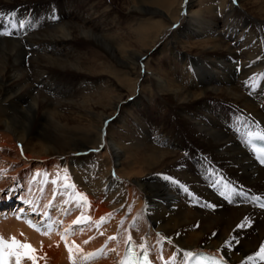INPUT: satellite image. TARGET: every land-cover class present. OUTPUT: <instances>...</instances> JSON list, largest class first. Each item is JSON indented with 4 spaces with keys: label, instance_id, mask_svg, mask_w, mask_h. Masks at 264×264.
<instances>
[{
    "label": "bare ground",
    "instance_id": "obj_1",
    "mask_svg": "<svg viewBox=\"0 0 264 264\" xmlns=\"http://www.w3.org/2000/svg\"><path fill=\"white\" fill-rule=\"evenodd\" d=\"M242 1L264 14V0ZM95 2L79 28L64 18L76 4L71 0L0 5V32L12 33L0 35V157L14 151L10 169L17 170L2 177L15 175L16 187H24L34 205L39 207L28 165L38 162L50 180L86 195L91 207L75 209V218L83 214L96 226L113 215L76 236L69 210L53 217L45 212L41 220L33 217L45 233L53 225L42 235L27 223L38 209L27 207L24 195L14 204L10 193L11 202L0 207V237L31 240L40 248L32 246L37 264H120L129 237L150 251L155 264H187L184 253L200 250L244 264L264 244V208L254 202L264 198V167L247 143L264 133V79L258 81L264 75V15L249 14L236 0H138L141 13L168 18L158 29L131 26L138 35V46L131 47L117 30L120 21L109 22V9ZM101 21L105 26L97 28ZM85 34L112 62L97 51L91 53L97 62L84 60L86 53L73 43L85 42L78 36ZM195 41L202 51H192ZM164 48L173 65L154 70L149 60ZM149 88L162 99L173 122L168 132L177 138L166 141L167 117L152 120L142 108L154 99ZM114 128L118 139L109 133ZM65 230L68 245L80 249L72 259L60 239ZM112 236L117 239L109 241ZM99 250L103 254L88 256Z\"/></svg>",
    "mask_w": 264,
    "mask_h": 264
},
{
    "label": "rangeland",
    "instance_id": "obj_2",
    "mask_svg": "<svg viewBox=\"0 0 264 264\" xmlns=\"http://www.w3.org/2000/svg\"><path fill=\"white\" fill-rule=\"evenodd\" d=\"M6 1L7 0H5V1L0 0V5L6 3ZM65 1L66 0H59V3L64 4ZM71 1L75 2L76 4H75L73 11L71 13L64 15L65 20H72V22H74L77 25V28H79L84 17L88 14V11H90L88 8L89 4L96 1L95 2L96 6L99 7L100 9H104L105 7H106V9H109V12H110L109 19H108L109 22L115 23V22L120 21V23L122 25L120 23H116L117 30H118V28H121L120 31L122 32L126 41L128 43L129 42L131 43V44H129V46H131V47H133V46L137 47L138 46V43L136 42L138 40V35L130 30L131 26L136 28L139 25H142V24L144 25V24L150 23L151 25H153L151 28L158 29V28L164 27V25L167 22V18H168L167 16H165V14L159 15L158 13H151V12L150 13H141L139 11L140 3H138V0H86V1L85 0H71ZM227 1H229V0H227ZM258 2H259V0H258ZM15 4H16V2H15ZM49 4L50 3H47V4H45V6H47ZM236 4H241L244 8H246V11H248L249 14H251L253 16L260 17V16L264 15V14H262V15L259 14V12H258L259 10L255 6L251 7V8H247L246 6H244L242 0H236ZM88 26L90 29L96 28L95 27L96 25H93V24H89ZM99 26L104 27L105 22L101 21V24L100 25L98 24L97 28H99ZM21 29H22V27H21ZM85 29H87V28H85ZM78 36H79V39L82 38L83 40H85V42L79 40L78 42H74L73 45L77 46L76 47L77 50H79L81 48L80 51H82L83 53H86V55H84V60L97 62L98 58H94L91 56L92 51H97V52H99L98 55L100 57H102V58L104 57L106 62L108 61L107 63L112 62L111 58L106 56L105 52L102 49H100L99 46H96V44L91 40V37L89 35L85 34V37H83V35H78ZM80 43H81V45H80ZM192 45H194V47L192 48V51L194 53H197V52H200L203 50V49H200L201 45H199L198 41H195L194 44H192ZM166 49H167V47H166ZM162 50L163 51L161 53L160 52L156 53V56L151 57L148 64L154 70H158V68L160 66V68H163V70H165V71L169 70L170 71L171 66L173 65L175 58L172 57V54L170 53L169 50H165V48ZM95 59H97V60H95ZM146 61L147 60L145 59V60H143V62H141V65L143 67L145 66ZM119 69H120V71H123V68H119ZM106 79H108V78L105 77V80ZM263 79H264V75H259V78H258L259 83H262ZM151 89L149 88L148 92L150 91V93L154 97L153 101L151 102L152 104L147 101V105L143 106L142 108H145V107L148 108L146 110V113L148 112L147 115H148V117H151L152 120L156 119V120L160 121L162 119V117H167L166 122H164L166 124L165 125L166 130H165L163 135H165L166 141L177 138V136H173L171 133L168 132L169 129L173 126L172 119L170 117H168V114L163 112L162 106L160 105V103H162V99L158 96V94H156V92L154 91L153 88H151ZM141 106L142 105H140V107ZM146 113H144V115ZM145 117H146V115H145ZM168 119L170 121H168ZM113 130L114 131H110L109 133L114 138L118 139V137H120L121 134L118 133L116 128H114ZM134 130H136V132H137L136 128L133 129V131ZM256 131H262V130L257 129ZM114 132H116V133H114ZM170 137H171V139H170ZM162 143H165V142H162ZM13 158H14V151H11V150H9L6 154H4L3 157H0V182L2 185V190L0 191V207H3L2 203L5 201V199L9 200V198H6V196H8V194L10 192H11V194H14L13 197H14V201H15V197L17 196V194H15V193L16 192L18 193L20 191L18 193V195L22 196L24 194L23 193L21 194V191L26 190L24 187L22 189L21 188L18 189V187H16V185L18 184V181L14 182L12 180V177H15V175H10L6 178L2 177V175L10 174L11 172H14L15 170H17V169H15L16 168L15 166L12 169H10L11 168L10 162H11V160H13ZM200 160L202 161V158H200ZM23 165H24L23 163L22 164L20 163L19 166H23ZM28 166L30 169L33 170V172L31 171V174H32L31 184L33 187L32 188V194L35 197V199L38 201L39 207L34 205L28 196L24 195L26 197L25 201L27 203V207H29V206L36 207L38 209V211L40 212L39 214H41V215H42V213H45V212L50 213L52 215L53 213H55V211H57V213L60 214L63 210H65V212H66V210H69L71 212L69 215L74 217L71 220L73 222L76 221L77 218H75V217H77V215L75 214L74 210L78 209V211H80L83 208V206L86 204L81 203L79 206L78 205L73 206V204H75V202H76V192L74 191V188L73 187H68V189L62 188V185L65 183L59 182L58 180H57L58 181L57 183L53 184L52 180H50V178L48 177V173L42 169L40 163H38V162L30 163ZM17 168H19V167H17ZM218 175L223 178V176H221L220 173H218L217 176ZM5 179H7L6 181L8 183L5 182ZM21 181L24 182V179H22ZM11 182H14L15 184L13 183L11 186ZM223 182H226V183H228V185H230V183L225 181L224 178H223ZM67 184L71 185V183H67ZM12 187H13V189H12ZM49 190L52 191L50 196H49V194H50ZM45 196H49V197L46 199ZM54 196H55V198H54ZM19 197L17 200L18 201L22 200ZM19 202H17V203H19ZM233 206H237V205L233 204ZM34 217H36V216H34ZM52 217H53V215H52ZM62 219H65V217H62ZM89 225H92V227L97 228L96 226H94V222L91 220V222L88 224L74 225L72 227V230L74 231L73 234L76 236H77V233L78 234H84L86 231L89 230V228H88ZM100 227H102V226H100ZM60 239H61V237H60ZM120 239H122V238H120ZM26 241H29V243L34 248H37L38 250L40 249L31 240H26ZM60 244H62V243H60ZM26 262H32V261L26 260ZM94 263H95V261L91 262L90 264H94Z\"/></svg>",
    "mask_w": 264,
    "mask_h": 264
},
{
    "label": "snow or ice",
    "instance_id": "obj_3",
    "mask_svg": "<svg viewBox=\"0 0 264 264\" xmlns=\"http://www.w3.org/2000/svg\"><path fill=\"white\" fill-rule=\"evenodd\" d=\"M235 2V0H234ZM18 25L13 24L12 27H16ZM22 27V25H19ZM0 35L3 36H10L12 35V33L10 31H3L0 32ZM259 139L264 141V135H259L257 134ZM258 151H264V149H258ZM260 159H264V156L260 157ZM46 175V174H45ZM65 179H67V177H65ZM169 180H171V182L173 184L178 183V181H175L172 178H167ZM53 184L57 183V181L53 180L52 181ZM66 187H75L74 185H66ZM226 187H228L226 185ZM183 190L185 192H188L187 187H184ZM232 192H235V189H232ZM222 196L227 195L229 196V198H231V192H221L220 193ZM55 198V196H54ZM254 199H258V198H254ZM76 202L77 205L79 206L81 203L88 205V207H91L90 202L87 200V197L85 194L83 193H77L76 194ZM205 206H209V205H205ZM212 207H215L214 205ZM45 216H47V213L44 214ZM113 214L109 213L107 214L105 217H101L99 221L96 222V227L99 228L102 224L106 223L112 216ZM18 219H20L21 217H17ZM248 218H245V222H247ZM91 222V218L85 215H81L80 217L77 218L76 221L73 222V225H84V224H88ZM27 223L29 224L30 227H32L34 230L40 232L42 235H46L49 234L53 228V225L51 223H49L47 225V228L49 230L48 233H45L42 228L37 225V224H33L31 220L27 221ZM123 223V221L121 222ZM238 227H243V224L238 225ZM68 231L69 230H65V234L61 237V239L65 242V246L68 248L69 251V258L72 259V253L74 251L79 252L80 249L78 246H76L75 244L73 245H68L67 243V239H68ZM101 235H103V233H101ZM215 235V234H214ZM91 239V238H90ZM109 241L111 240H115L117 239V237L112 236L108 238ZM90 241H85L84 243H89ZM171 242V241H169ZM128 244L131 245V237L128 238ZM59 245H57L58 247ZM228 245L226 244L225 247H227ZM106 247V245H105ZM142 247V256L144 259V264H150V262L147 259V252L146 250H144L143 246ZM129 251H131V248L129 249ZM103 254V250H99L96 253H89L88 256L89 257H96L98 255ZM133 256L135 255V253H132ZM185 256L187 257H192L193 253L192 252H185L184 253ZM259 258L261 261H264V244H262L259 248V250L255 253L254 256H248L247 257V261H253L254 259ZM39 257L36 255V249H34L32 247L31 244L28 243H22L20 240L16 239L15 237H11L9 240L4 239L3 237H0V264H23L24 260H30L32 261V264H37ZM173 259H175V257H173ZM213 259H215L213 257ZM247 261L244 262V264H247ZM121 264H127V258L125 259V261H122ZM167 264V262H166Z\"/></svg>",
    "mask_w": 264,
    "mask_h": 264
}]
</instances>
